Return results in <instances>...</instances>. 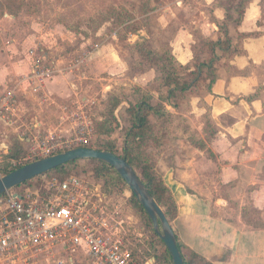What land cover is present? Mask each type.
I'll return each instance as SVG.
<instances>
[{
  "label": "crops",
  "instance_id": "1",
  "mask_svg": "<svg viewBox=\"0 0 264 264\" xmlns=\"http://www.w3.org/2000/svg\"><path fill=\"white\" fill-rule=\"evenodd\" d=\"M218 2L198 1L200 10L193 17L186 12L187 2L154 5L149 15L157 17L160 31H173L168 47L180 64L193 61L200 40L225 39L220 26L226 10ZM138 16L136 20H141ZM121 33L123 26L116 27L97 48L83 50L72 59L56 58L40 49L42 39L39 44L28 38L2 42L0 97L12 79L31 73L32 50L60 69H70L85 53L89 56L85 63L47 82L42 102L30 94L22 99L16 129L9 131L12 150L15 141L29 145L36 135L70 137L75 125L63 119V107L95 102L90 116L95 134V122L102 120L97 110L110 94L133 88L149 91L156 72L131 75ZM230 35L233 54L220 53L218 79L211 91L185 100L179 109L167 106L166 122L145 121L129 139L128 155L143 181L155 173L162 176L177 205L173 230L186 251L211 264H264V0L251 1L241 25L230 27ZM127 36L133 47L149 34L143 28ZM69 39L73 45H85L73 33ZM131 56L138 59L136 54ZM135 158L141 159L139 163ZM79 254L86 256L83 251L68 255L69 264H79ZM139 255L142 263L155 264V258L145 261ZM45 260L41 257L38 263ZM85 262L90 264L88 258Z\"/></svg>",
  "mask_w": 264,
  "mask_h": 264
},
{
  "label": "built area",
  "instance_id": "2",
  "mask_svg": "<svg viewBox=\"0 0 264 264\" xmlns=\"http://www.w3.org/2000/svg\"><path fill=\"white\" fill-rule=\"evenodd\" d=\"M30 54L31 73L12 79L0 97V179L5 168L16 170L75 148H87L94 137L90 116L96 103L80 101L73 109L63 107V119L75 125L70 137L36 135L24 155L11 156L9 131L16 129L22 99L30 94L42 102L47 82L89 57L85 53L70 69H60L48 63L44 54L34 50ZM39 193L12 189L0 197V264H37L41 257L58 250L69 256L83 251L90 264H145L130 240L131 230L138 224L135 217L125 203L105 193L93 180L55 177L48 181L46 196Z\"/></svg>",
  "mask_w": 264,
  "mask_h": 264
},
{
  "label": "trees",
  "instance_id": "3",
  "mask_svg": "<svg viewBox=\"0 0 264 264\" xmlns=\"http://www.w3.org/2000/svg\"><path fill=\"white\" fill-rule=\"evenodd\" d=\"M141 1L142 7L139 8L141 20H136L128 13L112 16L110 20L116 25L123 26V32L127 35L139 34V31L145 28L149 37H140L132 47V51L138 57L135 68H138L136 73L150 69L155 70V81L149 91L133 88L130 91L110 94L101 113L102 120L95 122L96 131L91 145L87 147L114 153L129 162L130 165L129 139L136 130L143 127L145 121L166 122L168 119L167 106L179 109L185 100L194 95L211 91L218 79L220 53L233 54V38L230 35V27L237 28L241 25L247 7L252 0H219L218 6L226 10L225 21L220 26V31L225 39L217 42L200 40L194 49L193 61L187 65L180 64L169 47L160 46L153 38L152 17L149 14L155 11V6L152 0ZM152 92H155L157 97ZM116 133H118V138L113 137ZM22 153L21 142L17 140L15 149L11 151V156L19 157ZM85 162L94 165L92 172L89 173L90 179L100 185L102 190L111 197L122 195L129 188L113 167L97 160H77L48 173V175L56 177L66 170L77 174L80 165ZM13 171L15 170L5 168L4 176ZM137 174L141 177L140 171H137ZM38 178L15 189L18 191L31 189L29 188L31 183ZM144 183L172 225L177 216V205L164 184L162 176L155 173L145 178ZM129 207L139 224L144 225L145 229L151 233L150 240L146 244L140 245V249L137 247L134 252L139 255L143 251L145 261L155 258V264H173L164 242L155 233L150 218L134 195L129 200ZM176 238L185 264H211L198 255L186 251L177 235Z\"/></svg>",
  "mask_w": 264,
  "mask_h": 264
},
{
  "label": "rangeland",
  "instance_id": "4",
  "mask_svg": "<svg viewBox=\"0 0 264 264\" xmlns=\"http://www.w3.org/2000/svg\"><path fill=\"white\" fill-rule=\"evenodd\" d=\"M152 1L154 5H158L161 1L163 4L174 2V0ZM179 1L187 2L185 9L191 17L197 16V12L200 10L198 1L202 0ZM141 2V0H0V48H2L3 41L11 39L21 41L28 38L34 42L36 41V44H39L42 39L41 46H38L40 49L51 53L56 58L65 56L72 59L82 53L83 50L97 48L105 40V35L109 36L116 27H120L118 24H113V21L110 20L112 16L128 13L135 18H139V8L141 9L142 7ZM152 17L151 30L153 38L160 46L168 47L173 31L165 33L160 31L157 26V17L155 15ZM71 33L77 35L79 40L83 41L82 43H85V45L81 46L78 43L73 45L74 41L70 43ZM119 40L122 50L129 55L128 60L131 62V75H133L138 70V68H135L138 59L136 60L131 56V54H134L131 47L132 39H129L127 34L123 32L120 34ZM76 51L78 53H75ZM114 58L118 60L116 54H114ZM90 82L94 81L91 80ZM118 88L121 87L116 89ZM103 107H97L99 114L103 111ZM113 137L118 138V133ZM21 146L23 150L29 148L27 143ZM140 160L135 158L134 162L139 163ZM93 168V164L85 162L80 165V170L77 174L66 170L63 174L56 176V178L66 179L70 176H77L85 180H91L89 173L92 172ZM52 178L55 177L48 174L41 176L34 180L29 188L34 191H40L39 194L44 197L47 194L48 181ZM132 195L128 188L122 195H117L114 198L120 203H125L126 207H128V212L134 216L132 214L133 211L129 207V200ZM135 219L138 224L136 229L131 230L130 240L133 245L140 249V245L146 244L150 240L151 233L145 229L144 225L141 226L139 224L136 217ZM141 252L142 258L145 259L143 256L144 252ZM76 258L79 264H87L85 255L79 254ZM44 259L47 260L42 262V264H69L68 255L61 253L59 250L52 256H44Z\"/></svg>",
  "mask_w": 264,
  "mask_h": 264
},
{
  "label": "water",
  "instance_id": "5",
  "mask_svg": "<svg viewBox=\"0 0 264 264\" xmlns=\"http://www.w3.org/2000/svg\"><path fill=\"white\" fill-rule=\"evenodd\" d=\"M77 160H97L113 167L144 208L152 222L155 233L164 242L170 253L173 264H185L178 248L175 232L165 212L152 197L144 181L129 162L118 157L114 153L99 151L93 148L79 147L65 153L30 163L0 179V197L12 189L18 188L35 178L45 176Z\"/></svg>",
  "mask_w": 264,
  "mask_h": 264
}]
</instances>
